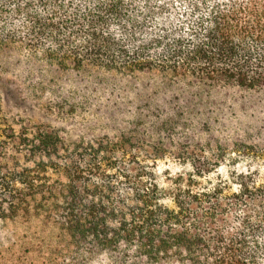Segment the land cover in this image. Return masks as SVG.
I'll list each match as a JSON object with an SVG mask.
<instances>
[{"label":"trees","instance_id":"1","mask_svg":"<svg viewBox=\"0 0 264 264\" xmlns=\"http://www.w3.org/2000/svg\"><path fill=\"white\" fill-rule=\"evenodd\" d=\"M11 48L87 89L104 74L159 75L165 105L141 113L160 122L156 139L4 129L1 221L35 222L59 251L115 264H264V169L225 176L233 151L202 145L194 126L173 136L201 118L204 92L264 93V0H0V52ZM167 156L192 166L171 187L150 164Z\"/></svg>","mask_w":264,"mask_h":264},{"label":"rangeland","instance_id":"2","mask_svg":"<svg viewBox=\"0 0 264 264\" xmlns=\"http://www.w3.org/2000/svg\"><path fill=\"white\" fill-rule=\"evenodd\" d=\"M28 61L22 49L0 52V136L7 128L33 133L38 127L55 128L72 141L117 138L118 130L147 140L160 136V122L141 116L157 102L165 105L162 97L155 96L163 88L159 75L141 73L113 80L115 75L104 74L105 84L87 89L73 72L41 62L35 68ZM108 97L109 104L103 103ZM197 109L201 118L189 128L179 126L173 135L176 141L180 135L183 140L192 136L194 126L202 145L233 151L221 169L225 176L230 169L245 171L253 165L264 169V93L214 89L203 93ZM150 164L165 187L192 167L191 162L169 156ZM52 235L35 222L0 220V264H115L108 254L61 252Z\"/></svg>","mask_w":264,"mask_h":264}]
</instances>
